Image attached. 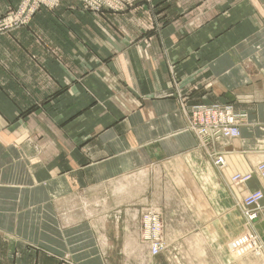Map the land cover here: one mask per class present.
Here are the masks:
<instances>
[{
  "label": "crops",
  "instance_id": "0c3cea01",
  "mask_svg": "<svg viewBox=\"0 0 264 264\" xmlns=\"http://www.w3.org/2000/svg\"><path fill=\"white\" fill-rule=\"evenodd\" d=\"M20 1L0 0V17ZM132 4L126 14L97 16L65 0L57 13L0 36V264H264V253L239 260L202 241L215 231L203 225L201 236L152 257L135 207L151 201V171L206 159L184 97L186 105L233 108L241 136L227 146L223 176L253 175L248 191L239 187L241 202L264 189L255 172L264 161V0ZM108 183L119 187L117 226H98V212L75 226L51 223L59 213L45 206L65 197L56 187L82 194Z\"/></svg>",
  "mask_w": 264,
  "mask_h": 264
},
{
  "label": "rangeland",
  "instance_id": "374dc122",
  "mask_svg": "<svg viewBox=\"0 0 264 264\" xmlns=\"http://www.w3.org/2000/svg\"><path fill=\"white\" fill-rule=\"evenodd\" d=\"M21 0L18 4L12 5L0 17L2 24L6 23L10 18L18 16L23 9V2ZM65 0H59L56 5L51 7L44 3V0H36L37 4L42 5L40 11L36 13L30 20V26L34 18L44 12L57 13L62 7ZM152 2L153 0H145ZM78 8L83 12H89L97 16L105 14L123 15L132 9V0H100L93 2L87 0L91 6L85 8L82 0H77ZM93 8V9H91ZM98 8H103L96 11ZM26 27H12L3 26L0 24V36L12 34L18 30ZM186 59H184V62ZM191 75L186 76L184 85L187 84V79ZM179 85V82L177 83ZM187 98L184 97L183 111L188 117V129L196 136L199 148L204 151L206 159L201 157L200 162L185 160L183 162L168 163L161 170L151 171L150 179L155 184V187L149 188L150 202H144L135 206L138 209L137 216L139 230V241L149 247L152 257H158L165 253H169L168 245L175 242H188L193 240L192 234H202V225L206 228H214L212 230H205V240L214 243L219 250H227V255L235 259H243L248 257L250 253L262 255L264 253V234L259 237L255 234L254 223L258 221L262 206L259 210H250L251 214L256 213V218L250 219L247 215V207L245 206V199L256 191H250L244 197L243 201H239L238 197L242 196L245 191H240V186H243L247 191L248 183L237 184L234 181L236 175H252V174H235L231 181L226 180L223 176V171L227 167V146L228 144L239 138H227V129L229 127L239 126L238 118L231 106H213L221 113L213 115V113H203L195 115V108L202 106H211L205 104L186 105ZM195 109V110H194ZM199 109V108H198ZM194 111V114H193ZM227 112L232 113L231 121H227ZM213 133V134H210ZM224 135V136H221ZM223 159V162H220ZM264 162V161H262ZM260 162V163H262ZM259 163V164H260ZM258 165L256 174L258 175ZM253 178V175H252ZM146 181V179H144ZM252 180V179H251ZM262 184L264 181L261 179ZM118 185L113 183L104 184L97 188H81L82 194H78L79 190H75L69 186H59L54 189V195H60L62 201L59 200L56 204L46 205L45 211H48L50 206L52 210H56L58 219L51 220L56 226H75L80 222H91L94 219L87 217L93 213L98 212L104 214V219H98V226L105 227L117 226V219L112 217L115 209V202L113 199ZM139 191L144 188L139 187ZM122 191H127L121 188ZM59 197V199L61 198ZM54 205V206H52ZM140 205V206H139ZM262 205V204H261ZM244 210V222L242 221V212ZM77 212V217L71 215V218L63 217V213ZM173 213V214H172ZM117 214V213H116ZM83 215L85 218H80ZM167 216V217H166ZM241 217V218H240ZM113 218V219H112ZM47 219L41 218L40 236L44 238L47 232ZM119 221V220H118ZM103 222V223H101ZM197 222H199L200 229H197ZM196 229V230H195ZM205 229V228H204ZM181 231L183 234H181ZM196 231V232H195ZM213 233V234H211ZM186 253V252H184ZM173 260H176V252L173 250L170 254ZM65 264H73L67 260Z\"/></svg>",
  "mask_w": 264,
  "mask_h": 264
},
{
  "label": "built area",
  "instance_id": "2783aa9c",
  "mask_svg": "<svg viewBox=\"0 0 264 264\" xmlns=\"http://www.w3.org/2000/svg\"><path fill=\"white\" fill-rule=\"evenodd\" d=\"M84 3V7L86 4L85 8H90L91 6L87 3V0H82ZM93 2H98L100 0H91ZM59 0H44V3H47L49 5H45V4H37L36 0H25L22 4L23 9L20 11V14L18 16H14L12 18H10L6 23L2 24L4 21L0 22L1 25L3 26H12V27H26L31 18L40 11V8L42 5L51 7L56 5V3H58ZM93 9V8H91ZM103 8H98L96 9V11H100ZM94 10V9H93ZM199 108V109H198ZM195 108V115L199 114L201 115V112L205 113H213V115L215 114H219L221 113V110H218V112L216 113L214 109H216L213 106H202V107H198ZM194 109V110H195ZM194 114V111H193ZM232 117V113L231 112H227V121H231ZM213 134V133H210ZM224 136V135H221ZM241 136V132L239 129V126H237V123L235 124V126L233 127H229V129H227V138L228 137H232V138H240ZM223 159H220V162H223ZM258 176L264 181V162L260 163L258 165ZM252 179V175H236L234 177V181L237 184H245L248 183L249 181H251ZM264 200V193L262 191H256L254 193H252L250 196H248L245 199V206L247 207V215L250 217V219H254L256 218V213L255 214H251L250 210H259L262 204V201Z\"/></svg>",
  "mask_w": 264,
  "mask_h": 264
}]
</instances>
